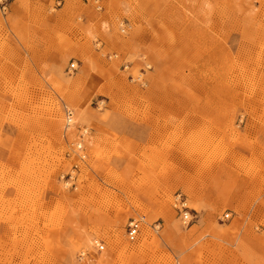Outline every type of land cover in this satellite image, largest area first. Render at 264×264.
<instances>
[{"label": "rangeland", "instance_id": "rangeland-1", "mask_svg": "<svg viewBox=\"0 0 264 264\" xmlns=\"http://www.w3.org/2000/svg\"><path fill=\"white\" fill-rule=\"evenodd\" d=\"M0 264H264V0H0Z\"/></svg>", "mask_w": 264, "mask_h": 264}, {"label": "built area", "instance_id": "built-area-1", "mask_svg": "<svg viewBox=\"0 0 264 264\" xmlns=\"http://www.w3.org/2000/svg\"><path fill=\"white\" fill-rule=\"evenodd\" d=\"M73 116L74 113L71 109H66V119L67 124L72 125L73 124ZM241 121V120H240ZM77 149L80 150L82 145L81 143H77L76 145ZM76 169V168H75ZM70 180H75V177L71 174L69 176ZM176 210L179 212V216L181 218V222L185 226H189L194 221V214L192 213L191 209L188 206V199L187 197L182 193H177L175 195V207ZM225 218H229V214L225 215ZM143 222V219H133L130 221L127 227V237L130 242H134L140 232L141 224Z\"/></svg>", "mask_w": 264, "mask_h": 264}, {"label": "bare ground", "instance_id": "bare-ground-1", "mask_svg": "<svg viewBox=\"0 0 264 264\" xmlns=\"http://www.w3.org/2000/svg\"><path fill=\"white\" fill-rule=\"evenodd\" d=\"M77 125L75 124H70V125H68L67 124V119H66V122L64 123V126H63V129H64V131H65V133L67 132H72L74 129H75V127H76ZM167 204V203H166ZM163 210H164V212L166 213V215H168L169 216V218H173V214L171 213V210L169 209V207L167 206V205H165L164 206V208H163ZM130 223V222H129ZM171 225V224H170ZM171 229H174V228H171Z\"/></svg>", "mask_w": 264, "mask_h": 264}]
</instances>
